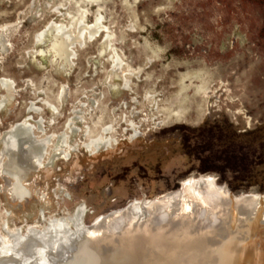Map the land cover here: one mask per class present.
Returning a JSON list of instances; mask_svg holds the SVG:
<instances>
[{"label": "rangeland", "instance_id": "374dc122", "mask_svg": "<svg viewBox=\"0 0 264 264\" xmlns=\"http://www.w3.org/2000/svg\"><path fill=\"white\" fill-rule=\"evenodd\" d=\"M96 18L106 31L74 49L66 69L32 55L33 36L49 20L75 31ZM263 21L264 8L239 0H0V25L20 23L0 53V78L15 87L14 101L0 108V131L22 119L30 103L39 109L32 117L54 121V132L81 104L80 129L112 130L108 152L88 157L80 150L66 168L59 163L56 178L35 173L32 188L47 211L82 202L89 225L141 195L156 199L207 177L200 176L203 169L215 170L206 174L218 185L247 169L264 170L262 141L225 146L209 128L227 122L236 134L256 131L263 138ZM132 126L137 138L131 141ZM195 155L208 159L198 162ZM2 185L0 228L20 225L26 215L34 222L37 200L8 204Z\"/></svg>", "mask_w": 264, "mask_h": 264}, {"label": "bare ground", "instance_id": "6f19581e", "mask_svg": "<svg viewBox=\"0 0 264 264\" xmlns=\"http://www.w3.org/2000/svg\"><path fill=\"white\" fill-rule=\"evenodd\" d=\"M19 25H0V53ZM101 28L98 18L80 23L75 31L49 20L33 36L31 53L49 57L64 70L73 61L74 49L100 38L106 31ZM119 73L113 71L117 81ZM0 92V108L5 109L15 99L12 81L0 78ZM58 93V101L65 102L66 91ZM42 104L53 116L58 114L52 104ZM81 107H74L62 129L54 132V121L32 117L39 109L30 103L22 119L0 131V180L8 204L21 207L35 199L40 204L34 222L26 215L18 226H1L0 264H264V194H233L215 177L189 179L156 199L141 195L89 225V210L82 202L70 210L47 211L32 188L35 173L56 178L59 163L66 168L80 150L95 157L112 147L109 126L99 127L96 135L89 127H78ZM130 130L132 141L137 132L133 126Z\"/></svg>", "mask_w": 264, "mask_h": 264}, {"label": "trees", "instance_id": "16d2710c", "mask_svg": "<svg viewBox=\"0 0 264 264\" xmlns=\"http://www.w3.org/2000/svg\"><path fill=\"white\" fill-rule=\"evenodd\" d=\"M239 1L243 3L254 4L264 8V0H239ZM259 36L261 39L264 40V21L260 29ZM205 126L206 125L201 127L200 130H203ZM209 128L216 135L218 139L217 141H220L225 146L235 145L236 143L239 142L241 143L243 139L245 142L248 143L262 141V143L264 144V136L263 138H261V136L256 138V131L236 134V132L233 130L232 125L228 124L227 122L221 124L215 123ZM186 155L193 158V153L190 150H187ZM194 158L198 162H206V160L208 159V158H199L196 155L194 156ZM209 172H215V170L203 169L200 171V173L204 175H200V176H208V174L206 173ZM227 186L233 193H237L240 191L247 192L250 190V188L257 187V191L262 194L264 193V170L258 171L257 169L255 170L254 168L244 170L243 172L239 173L237 177H235L232 181L228 182ZM179 187L180 185L177 188H174L173 190H176Z\"/></svg>", "mask_w": 264, "mask_h": 264}, {"label": "water", "instance_id": "95a60500", "mask_svg": "<svg viewBox=\"0 0 264 264\" xmlns=\"http://www.w3.org/2000/svg\"><path fill=\"white\" fill-rule=\"evenodd\" d=\"M201 175H204V174H201ZM216 178V177H215ZM216 180H217V178H216ZM180 184V182L178 183V185ZM225 186H226V188L231 192V193H233L229 188H228V186L226 185V184H224ZM178 187V186H177ZM176 187V188H177ZM247 192H255L256 194H261V193H259V192H257L256 190H253V189H250L249 191H247ZM247 192H245V191H240V192H237V193H233V194H240V193H247ZM262 194H264V193H262ZM37 264H45V262H42V261H38V262H36Z\"/></svg>", "mask_w": 264, "mask_h": 264}]
</instances>
